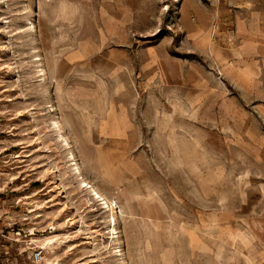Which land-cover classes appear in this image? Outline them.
Segmentation results:
<instances>
[{
    "label": "rangeland",
    "instance_id": "374dc122",
    "mask_svg": "<svg viewBox=\"0 0 264 264\" xmlns=\"http://www.w3.org/2000/svg\"><path fill=\"white\" fill-rule=\"evenodd\" d=\"M178 4L160 0L151 32L134 38L156 32L177 53ZM102 12L99 0H0V264H250L212 228L192 245L200 220L177 201V188L192 196L191 172L177 168L189 156H177V132L156 105L136 106L157 98L137 88V64L115 76L78 54L100 49ZM132 106L150 153L144 194L141 177L116 186L108 156L93 149L98 119Z\"/></svg>",
    "mask_w": 264,
    "mask_h": 264
},
{
    "label": "crops",
    "instance_id": "0c3cea01",
    "mask_svg": "<svg viewBox=\"0 0 264 264\" xmlns=\"http://www.w3.org/2000/svg\"><path fill=\"white\" fill-rule=\"evenodd\" d=\"M99 1L100 49L78 54L115 76L136 63L137 88L157 96L136 106L156 105L177 132V156H189L177 168L191 172L192 196L183 199L177 188V201L200 220L187 232L192 245L212 228L214 239L234 243L250 264H264V0H179L177 53L167 37L148 33L160 0ZM98 120L94 153L108 156L115 185L141 177L144 189L136 192H150L143 160L150 153L138 143L143 130L133 106Z\"/></svg>",
    "mask_w": 264,
    "mask_h": 264
},
{
    "label": "built area",
    "instance_id": "2783aa9c",
    "mask_svg": "<svg viewBox=\"0 0 264 264\" xmlns=\"http://www.w3.org/2000/svg\"><path fill=\"white\" fill-rule=\"evenodd\" d=\"M43 252H44L43 247L34 248L32 252V259L35 263H40L43 260L44 258Z\"/></svg>",
    "mask_w": 264,
    "mask_h": 264
},
{
    "label": "bare ground",
    "instance_id": "6f19581e",
    "mask_svg": "<svg viewBox=\"0 0 264 264\" xmlns=\"http://www.w3.org/2000/svg\"><path fill=\"white\" fill-rule=\"evenodd\" d=\"M29 31H31V32H34L35 31V27H34V25H33V23L31 24V26H29ZM41 60V58L39 57V56H36V58H35V61H40ZM38 72H39V76H43V78H41L42 80H45V72H44V69H39L38 70ZM55 124H56V122H55ZM57 125V124H56ZM57 127V126H56ZM88 183V182H87ZM91 187V190L95 193V194H98V192H97V190L91 185L90 186ZM95 196V195H94ZM96 198V197H95ZM104 199V198H103ZM106 203V202H105ZM114 213V212H113ZM113 215V214H112ZM115 219V218H114Z\"/></svg>",
    "mask_w": 264,
    "mask_h": 264
}]
</instances>
